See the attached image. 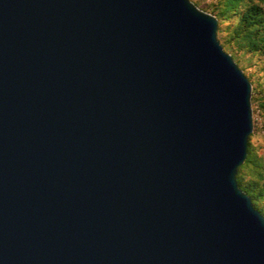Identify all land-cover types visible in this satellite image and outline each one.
Listing matches in <instances>:
<instances>
[{
	"label": "water",
	"instance_id": "95a60500",
	"mask_svg": "<svg viewBox=\"0 0 264 264\" xmlns=\"http://www.w3.org/2000/svg\"><path fill=\"white\" fill-rule=\"evenodd\" d=\"M217 26L191 0H0V264H264L252 84Z\"/></svg>",
	"mask_w": 264,
	"mask_h": 264
},
{
	"label": "rangeland",
	"instance_id": "374dc122",
	"mask_svg": "<svg viewBox=\"0 0 264 264\" xmlns=\"http://www.w3.org/2000/svg\"><path fill=\"white\" fill-rule=\"evenodd\" d=\"M191 1L201 10L211 14L216 13L217 8H222L224 2L223 0ZM251 5L259 6L264 12V2L260 0H241L238 11H244ZM236 17V15L233 17L227 14L224 19H219L217 37L223 49L232 55L252 84L253 132L249 141L260 158V163H264V23L259 26L258 34L249 38L247 31L253 28H243L242 23ZM236 33L243 37V41L235 38ZM249 41L254 44H249ZM260 170L264 171V164L261 165ZM251 175L250 171L246 169L243 182L251 180L253 178ZM259 184L263 186L264 179L260 180ZM256 208L264 211V198L256 201Z\"/></svg>",
	"mask_w": 264,
	"mask_h": 264
},
{
	"label": "trees",
	"instance_id": "16d2710c",
	"mask_svg": "<svg viewBox=\"0 0 264 264\" xmlns=\"http://www.w3.org/2000/svg\"><path fill=\"white\" fill-rule=\"evenodd\" d=\"M223 1L224 2L222 8H217L218 10L216 11V13L212 12L215 15V17L218 19V29H219V19L220 18L224 19V16L229 14L230 16L233 17H235L236 15L237 16L236 18H238L239 21L242 23L243 28H253L247 31L249 38L258 34L259 26L264 23V12L260 9L259 6L251 5L247 7L244 11L243 10L238 11L239 3L241 0H223ZM260 1L264 2V0H260ZM235 38L243 41V37H241L239 33L235 34ZM244 39L247 38L244 37ZM249 44L252 45L254 43L249 41ZM262 164L264 163H260V158L256 155L254 148L252 147L250 141L248 140L247 157L244 164L239 168L237 174V180L241 189L251 197L255 208H256V201L264 198V185L261 186L259 184V181L264 179V174H263L264 171L260 170ZM246 169L250 171V173L252 174L251 176L253 178L251 180L243 182L244 171ZM258 210L264 215V211L260 209Z\"/></svg>",
	"mask_w": 264,
	"mask_h": 264
}]
</instances>
